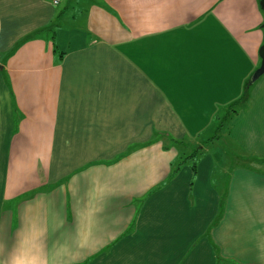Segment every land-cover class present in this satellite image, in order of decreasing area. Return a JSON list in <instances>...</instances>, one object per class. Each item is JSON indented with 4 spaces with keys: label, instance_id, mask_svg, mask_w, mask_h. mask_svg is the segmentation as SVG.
<instances>
[{
    "label": "crops",
    "instance_id": "crops-1",
    "mask_svg": "<svg viewBox=\"0 0 264 264\" xmlns=\"http://www.w3.org/2000/svg\"><path fill=\"white\" fill-rule=\"evenodd\" d=\"M56 1L0 0V264H264L260 0Z\"/></svg>",
    "mask_w": 264,
    "mask_h": 264
},
{
    "label": "rangeland",
    "instance_id": "rangeland-1",
    "mask_svg": "<svg viewBox=\"0 0 264 264\" xmlns=\"http://www.w3.org/2000/svg\"><path fill=\"white\" fill-rule=\"evenodd\" d=\"M230 114H231L230 116H232L233 111H231ZM227 116H228V114H227ZM224 126L225 127L223 128V130L221 129V133H220L221 136L223 137L222 140H220L219 142H217V143H215V144H213L211 146H212V151L218 152L221 156L224 153L225 156L228 157L226 159V161H227L226 166H228V165L229 166H236L238 164V161H239V159H238L239 156L241 158L243 157L242 159L245 160L247 163H249V161L251 159H255L254 157H251L250 155H244L243 153H241L240 150L233 143H231L229 141V134L228 133H229L230 127H229L228 123H225ZM217 128H218V126L216 128H210V133H207V132L203 133L202 140L203 139L204 140L205 139H210L209 137L214 136ZM202 145H206V143L202 144ZM189 147L190 146H188V149L191 150L190 149L191 147L190 148ZM181 148H183V147H181ZM184 148H183V152H182L184 154L183 156L187 155V151H188V155H189V154H191V151L195 150V149H193V150L189 151V150H187V148L186 149H184ZM194 148H196V146H194ZM210 149H211V147L208 146V148L206 150H204V149L203 150L204 151H208ZM181 160H183V159H181ZM257 160H258L259 165H264V160L263 159L259 158Z\"/></svg>",
    "mask_w": 264,
    "mask_h": 264
},
{
    "label": "trees",
    "instance_id": "trees-1",
    "mask_svg": "<svg viewBox=\"0 0 264 264\" xmlns=\"http://www.w3.org/2000/svg\"><path fill=\"white\" fill-rule=\"evenodd\" d=\"M246 97V96H245ZM245 97L243 99H245ZM234 112V111H233ZM235 113V112H234ZM233 115V114H232ZM229 116H226V118L222 121L221 125L217 128L214 136L209 140V142H214L216 140H218L221 136V129L223 130V128L225 127V123H229ZM224 123V125H223ZM208 143V142H207ZM204 154H201L200 150L197 149L191 156L189 157H186L184 158L183 160H180L178 162V165L176 166V170L174 171L175 174H177L181 168L183 167V165L187 162V161H193L192 163V166H193V169L195 171V167H196V164L198 163V161L200 160V157L203 156Z\"/></svg>",
    "mask_w": 264,
    "mask_h": 264
},
{
    "label": "water",
    "instance_id": "water-1",
    "mask_svg": "<svg viewBox=\"0 0 264 264\" xmlns=\"http://www.w3.org/2000/svg\"><path fill=\"white\" fill-rule=\"evenodd\" d=\"M261 7L264 9V0H260ZM260 58H261V66L259 69L254 73L251 83L258 81L264 75V44L260 49Z\"/></svg>",
    "mask_w": 264,
    "mask_h": 264
},
{
    "label": "built area",
    "instance_id": "built-area-1",
    "mask_svg": "<svg viewBox=\"0 0 264 264\" xmlns=\"http://www.w3.org/2000/svg\"><path fill=\"white\" fill-rule=\"evenodd\" d=\"M58 2H59V1H56V0H55V4H57Z\"/></svg>",
    "mask_w": 264,
    "mask_h": 264
}]
</instances>
